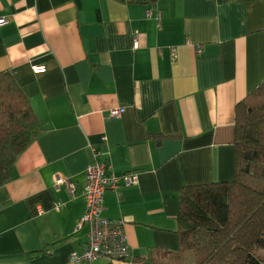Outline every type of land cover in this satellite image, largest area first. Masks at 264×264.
Listing matches in <instances>:
<instances>
[{"label": "crops", "instance_id": "1", "mask_svg": "<svg viewBox=\"0 0 264 264\" xmlns=\"http://www.w3.org/2000/svg\"><path fill=\"white\" fill-rule=\"evenodd\" d=\"M0 18V72L41 129L0 186V264H157V251L177 253L182 188L234 176L235 108L264 81V0H0ZM94 161L137 174L120 201L103 195L131 260H70L87 243L75 229Z\"/></svg>", "mask_w": 264, "mask_h": 264}, {"label": "trees", "instance_id": "2", "mask_svg": "<svg viewBox=\"0 0 264 264\" xmlns=\"http://www.w3.org/2000/svg\"><path fill=\"white\" fill-rule=\"evenodd\" d=\"M40 133L29 101L12 76L0 72V186ZM233 147L230 181L182 188L179 251H157L153 263L186 253L189 264H264V81L236 105Z\"/></svg>", "mask_w": 264, "mask_h": 264}, {"label": "built area", "instance_id": "3", "mask_svg": "<svg viewBox=\"0 0 264 264\" xmlns=\"http://www.w3.org/2000/svg\"><path fill=\"white\" fill-rule=\"evenodd\" d=\"M4 18H0V28L5 25ZM137 45V41L135 42ZM199 50V49H198ZM34 73L44 72V67L33 66ZM124 109H113L109 116L117 118L122 115ZM109 167L103 163L94 161L85 170V181L81 192L85 199V211L77 222L75 231L83 228L87 229V243L80 255L72 253L70 260L72 262H92L98 258H104L110 261L131 260V250L126 242L124 234L123 221H113L102 216L103 195L106 190L113 191L118 201L121 200L119 189L121 186H131L137 183V174L135 172L115 175L108 173ZM56 188L64 187L74 199V185L62 178L55 181Z\"/></svg>", "mask_w": 264, "mask_h": 264}]
</instances>
